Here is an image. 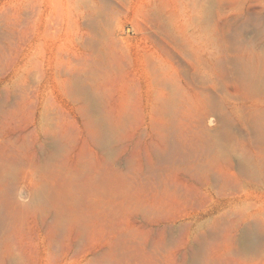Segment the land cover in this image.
<instances>
[{
  "label": "rangeland",
  "instance_id": "1",
  "mask_svg": "<svg viewBox=\"0 0 264 264\" xmlns=\"http://www.w3.org/2000/svg\"><path fill=\"white\" fill-rule=\"evenodd\" d=\"M66 1L0 0V160L11 157L12 162L20 161H15L20 182L10 197L23 207L30 205L33 187L30 179H22L26 164L33 154L47 151L44 141L51 144L62 138L68 143V165L85 154L96 164L101 157L108 159L90 144L83 103L67 96L58 77L41 83L34 68L25 73L21 65L26 55L39 58L55 53L68 66L78 58L86 65H101L94 50L102 48L103 41H126L132 53L158 48L161 41L172 39L141 20L148 9L174 17L170 26L179 33L175 41H218L227 49V60L238 57L234 49L256 41L264 30V0L262 4L227 0L233 7L221 9L213 7L212 0H82L79 20L71 13L76 0H70V12ZM133 19L138 34L133 31ZM164 49L169 73L183 89L169 115L149 113L138 94L131 93L132 71L126 63L124 69H115L116 75L107 70L103 74L107 108L116 111L120 103L129 104L132 121L111 147L118 149L110 170L114 187L118 184L119 189L115 188L111 200L104 201L110 206V215L91 212V202L84 204L79 214L86 218V231L70 227L60 232L51 228V220L33 211H12L7 224L0 225V264H98L100 251L111 254L112 264H194L192 251L209 263L264 264L259 256L240 252L237 242L242 232L250 230L264 249V231H260L264 222V143L246 117L255 107L235 96L241 90L229 68L211 80L210 65L204 58L199 69L192 57L168 46ZM207 92L215 101L223 98L226 108L216 107V111L214 103L213 109L207 106L205 99L211 96ZM209 141L217 143L220 163L212 164L206 149ZM155 150L162 152L161 161ZM244 156L248 158L245 164L241 163ZM31 179L36 182L38 175L33 172ZM134 205L146 207L147 217L136 213Z\"/></svg>",
  "mask_w": 264,
  "mask_h": 264
},
{
  "label": "bare ground",
  "instance_id": "2",
  "mask_svg": "<svg viewBox=\"0 0 264 264\" xmlns=\"http://www.w3.org/2000/svg\"><path fill=\"white\" fill-rule=\"evenodd\" d=\"M226 1L227 0H212V6L215 7L216 9H221L224 6H226L227 8L233 7L231 5H228ZM257 2L259 4H262L263 0H257ZM66 3L68 5L67 8H69L68 10L70 12V10L72 9L69 6L70 0H67ZM82 4L84 5L82 0H76L74 4V11L71 10V13L74 15L75 19L77 20L81 19L80 10L82 9L81 6ZM259 12L262 11L259 10ZM96 14H100V11L97 10ZM140 18L141 20H144L147 24L151 25L152 29L156 30V33L162 36L169 37L170 39H172V41H161L162 44H158V45H162V46H157L158 48H154V46H151L147 50L141 48L140 50H135L133 53L128 48H126V41H103L102 48L100 49H95L92 45L89 46L92 50L95 49L94 52H96V54L99 56V61L102 60L100 62L101 65H97L96 62H95L96 65H88L87 62L86 65L83 60L78 58L74 62L71 61L73 62V64L68 66V64L64 62L65 58L63 59L62 57H59L58 54L55 53L51 55L49 54V56H45L44 54H42L39 58L37 57L32 58V56L30 57L28 55L24 57V61L21 65V69L25 73H28L29 68L31 69L34 68L36 71H38L39 76H41V83L42 82L44 83L45 81L51 78L58 77L59 78L58 82L60 83V85L63 86L64 90L68 94L67 96H70V98L74 99L75 101H79V103L80 102L83 103L82 106L83 111L81 110V112H83L85 116L84 125L89 134L88 139H90L89 140L90 144H92L95 147L93 148L96 149V152L99 150L105 153V156L107 155L108 159L101 157L100 161H98L96 164L93 162V159L90 156H87L85 154L79 156L73 162L72 165H68V162L66 161L67 154H69L67 153L68 143L67 144L64 143L62 138L56 140L55 142L53 141L51 144L48 143V141L47 142L41 141L43 142L44 150L47 151L42 153H35L31 157H29V161L26 164L27 165L26 172L22 177V179L25 181L27 179H30L33 182V187H31L29 192L31 196L30 197L31 201L28 207L17 205L14 201L11 200L10 197L14 193L16 185L17 184L19 185L20 182L18 176H16L17 163H15V161H17V159L13 160L14 162L10 160L11 157H9L10 158L9 161L0 160V225L1 226L4 223L5 225L7 224V220L8 218H10L12 211H17L21 214L30 213V211H33L34 213L38 214L40 217L48 219L49 221L51 220V223L50 222L49 223L51 228L54 230L60 229L61 232V230L64 231L69 229L70 227L73 228L75 227L78 231H86L87 229L86 228L87 223L85 222L86 218L83 215H81V213L79 214V212H81V207L84 204L87 205L90 202L91 205L88 208L89 211L96 213L100 212L103 213V215L104 213L105 214L109 213L110 215V213L112 212L110 206H107L108 203H105L104 201L105 200L107 201L110 198L114 197V193H116L117 191L115 190V188L119 189L118 184L117 187H114L116 186V183H114V181H112L111 179L113 177H111L112 171L110 170L112 168V165L116 163L115 160L118 149L116 151H113V149L111 150V147H113L116 144V142H119L118 141L119 133L120 132L122 133L123 129L128 124L129 127L132 124V121H131L130 107H128L129 104L127 105V103L124 102L120 103V108L116 111H112V110L110 111V108L109 109L107 108L106 101L108 99L105 98L107 89L105 88L104 85L105 77L103 74H105V70L111 73H113L115 69L116 71L120 69L122 70L124 69L123 65L126 63L127 67L132 71V76H130L131 77L130 82H132L131 93L138 94V98L140 99L141 103L144 105V108L149 109V113H152L154 111L156 113L169 115V112L173 111L174 106L179 101V98L183 93V89L178 83L177 79L174 78L173 75L169 73V67L165 62V59L168 58H166V55H164L165 57H163L164 50L166 49V47L164 49V46H168L169 48H171L173 51H175L180 55H188L190 56V58L192 57V59L195 61L196 67L199 69H200L201 59L204 58L206 61L209 62L210 65L211 77L209 79L211 80H212V76H221L225 74L224 73L225 69L229 68V71L232 72L231 75L235 77L236 82L238 83L239 88L241 90L240 93H238V95L236 94L235 96H237L238 99H240L241 101L250 102L251 108L255 107V109L251 110V113H246V117H248L247 120H249V122L253 123L254 126L253 129L257 134L258 140L264 143V130H262L264 128L263 127L264 124V109H263L264 108V30L263 33L259 34V36L256 38L257 40L255 39L256 41H254L253 39V41H247L245 43L242 42L243 44H240L238 48L234 49V51L236 50V52L239 53L238 57H236L233 60H227L224 57L227 53V49L222 46H219L218 41H175L179 33L174 27L171 28L170 26V23L173 22V18H174L173 16L169 17L166 16L161 11L148 9L145 10L140 15ZM136 20H138V18ZM131 24L133 31L136 34H138L139 30L137 28L135 19H133ZM84 45L87 46V44ZM90 48H88V50H90ZM92 55H94V53ZM93 63L94 62L92 61V64ZM117 80L114 79L115 82ZM182 81L184 82V80ZM127 82L130 83L129 81ZM201 91H203V89ZM126 92L128 94L127 90L125 91V93ZM209 95H211L209 96V98L213 97L212 98L213 100L209 98H207V100L205 99V104L207 106H211L212 108L214 103V107L216 111L218 107L221 108V110L222 108H226L225 101L223 98H221L218 101H215L216 98L212 96V94L210 93ZM125 102H127V100ZM211 108L209 110H211ZM180 114H183V112L181 113L180 111ZM182 116H186V113L183 114ZM174 145L173 147H176ZM205 145H206V140H205ZM120 147L121 146L117 148L120 149ZM206 149L209 150V152L207 151V153L211 152L209 155H211L212 164L220 163V161L222 160V155L221 153H219V151H216L217 143L214 141L211 142L210 146H206ZM42 150L43 149L41 146V150L39 152H41ZM22 151L24 152V150ZM156 153L159 159L162 158L163 155L162 152L156 151ZM245 157L246 156L243 157L244 161L241 162L243 164H245L244 162L247 161L246 159H248L247 157L246 158ZM162 159H160V161ZM249 160L251 161V159ZM160 165H162V163ZM108 170H110L111 172H108ZM33 172L36 173V177L38 175V180L36 182H34V180L31 179V174ZM122 188L123 185L121 189ZM144 192L145 191H143V193ZM93 198H96L95 203H93L94 202ZM134 206L132 207V209L134 208V211L136 213L139 212L143 216L147 217V215L149 214V210L145 209L146 207L144 208L142 207V205H134ZM263 229H264V222L262 223V227L260 228V231L261 232L264 231ZM254 236L255 235L252 234L250 230L244 231L240 234L237 241L241 249L240 252L250 253V255L254 254L256 257L259 256L260 257L259 260H261V258L264 259L263 258L264 249L259 247L260 239L259 238L256 239ZM97 255H98L97 257L98 264H112L113 258L111 254L108 253L101 254L100 251V254L98 253ZM191 258L193 259L194 264H218L215 263V261L214 262L210 261L209 263V260L208 262L206 260L205 261L202 259L200 260V254L193 251L191 253Z\"/></svg>",
  "mask_w": 264,
  "mask_h": 264
}]
</instances>
